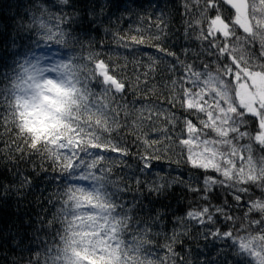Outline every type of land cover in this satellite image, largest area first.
I'll return each mask as SVG.
<instances>
[{
	"label": "trees",
	"instance_id": "trees-1",
	"mask_svg": "<svg viewBox=\"0 0 264 264\" xmlns=\"http://www.w3.org/2000/svg\"><path fill=\"white\" fill-rule=\"evenodd\" d=\"M203 6L204 0H0V264H264V213L249 212L253 201H264V189L217 184L205 191L206 177L224 178L194 168L179 142L188 138L180 131L184 120L198 130L201 125L180 99L173 100L180 93L171 81L182 76L177 59L214 74L218 64L207 42L196 38L197 28L205 27L194 23ZM221 12L233 17L234 10L225 5ZM236 34L235 55L260 70V42L245 43L239 27ZM46 53L74 69L79 103L67 116L48 112L34 127L18 101L19 85L27 67ZM96 60L124 82L123 93L104 94L107 86L93 72ZM146 106L160 111H145L138 121L135 110ZM112 108L119 125L103 134L112 126ZM21 120L41 137L91 125L99 142L109 137L128 154L68 148L57 161L43 144L40 153L29 150L15 127ZM245 120L241 130L254 134L255 119ZM204 132L216 138L210 129ZM245 143L247 138L237 146ZM253 155L264 156V150L253 144ZM201 207H209L212 220H188Z\"/></svg>",
	"mask_w": 264,
	"mask_h": 264
},
{
	"label": "snow or ice",
	"instance_id": "snow-or-ice-1",
	"mask_svg": "<svg viewBox=\"0 0 264 264\" xmlns=\"http://www.w3.org/2000/svg\"><path fill=\"white\" fill-rule=\"evenodd\" d=\"M225 5L234 10V18L225 17L222 14L221 8ZM208 12H214V14L209 17ZM200 13L201 18L194 23L200 25L203 22L205 27L197 28L196 38L207 42L208 54L215 56L218 64L214 74L207 67L201 72L192 64H186L177 59L182 69V76L179 80L171 81L172 87L178 89L180 93L178 97L174 96L173 100L180 99V106L190 111L191 115H195L201 125L198 130L192 120H184L180 131L181 134L186 132L188 138L179 142L187 149L186 158L194 168L212 169L224 178L217 181L212 177H206L205 191H210L211 187L217 184L221 187L227 184L235 188L238 184L250 183L264 189V156L254 158L253 155V144L264 150V65L260 66V70H256L249 65L243 55H235L239 46L238 42L241 41V37L236 34V27H239L246 34L245 43L260 42L261 56H264V0H258V3L257 0H204ZM258 16L260 18H257ZM137 43H143V41H137ZM160 51L163 52L164 49ZM168 55L174 54L169 52ZM169 71L174 72V69L170 67ZM93 72L95 77L98 74L101 78L99 83L107 86L104 88L105 95L111 94L113 88L117 93L124 91V82L109 74L108 65L103 60L95 61ZM228 77H231V80H228ZM185 83L191 86L184 87ZM196 88L198 91L193 90ZM206 96L209 99L206 100ZM111 98L113 99L112 96ZM101 107L104 106L101 105ZM111 111L112 126L106 127L103 134L111 132L119 125L115 108ZM145 111L151 115L152 111L159 113L160 110H153L148 106L135 110L138 121H143ZM25 113H31L35 120L48 115V111L39 106H30ZM200 114H203V118H200ZM246 116H251L256 121L257 131L254 134L241 130L248 123L245 120ZM174 120L175 118L170 119L169 123H174ZM97 123L100 121L98 120ZM15 127L25 138L29 150L40 153L39 149L43 144L57 161L68 148L76 150L83 147L86 150L85 154H91L89 150H94L97 155L115 153L117 156H124L128 154L119 142H114L109 137L104 142H99L100 138L94 135L91 125H88L87 129L72 127L66 136L57 134L42 137L40 133L29 130L31 125L27 121H18ZM205 129H210L216 138H207ZM245 138L249 143L237 146L239 141ZM108 157L116 161V158L109 155ZM141 159L145 166L150 167L149 159L143 156ZM237 161H240L239 167H237ZM160 186L158 184L156 189L159 190ZM192 190L196 189L192 187ZM238 191L243 192L247 189L239 188ZM234 198L239 200L240 196L236 195ZM214 211L220 212L222 209L216 208ZM251 211L264 213V201H253L249 208V212ZM187 215L188 220L196 223H204L205 219L209 222L212 220L209 207H201L190 211ZM253 222L261 223V221ZM178 225H182V220L178 222ZM182 226L187 228L186 223ZM225 235L232 236V233H225ZM244 247L245 245L241 244V248Z\"/></svg>",
	"mask_w": 264,
	"mask_h": 264
},
{
	"label": "clouds",
	"instance_id": "clouds-1",
	"mask_svg": "<svg viewBox=\"0 0 264 264\" xmlns=\"http://www.w3.org/2000/svg\"><path fill=\"white\" fill-rule=\"evenodd\" d=\"M57 71L61 76L60 79L55 77L41 78L35 72L25 71L28 78L19 86L30 89L32 96L30 100L24 98L19 100L24 110L30 106H39L48 112H56L62 116H67L78 106L80 89L73 82L72 72L74 69L70 64H64ZM82 199L93 202L95 197L84 195ZM69 252L75 258L76 252L71 244H69Z\"/></svg>",
	"mask_w": 264,
	"mask_h": 264
},
{
	"label": "rangeland",
	"instance_id": "rangeland-1",
	"mask_svg": "<svg viewBox=\"0 0 264 264\" xmlns=\"http://www.w3.org/2000/svg\"><path fill=\"white\" fill-rule=\"evenodd\" d=\"M59 67V60L53 54L46 53L40 57H36L35 60H33V62L27 67L26 70H30L31 72L39 74L41 78L55 77L59 79L61 77L57 71ZM31 96L32 91L30 89L22 87L20 93L18 94V101L21 98H24L25 100H30ZM25 114L28 117L29 123L34 127L38 126L39 124H42L47 117V115H45L42 119L35 120L32 117L31 113Z\"/></svg>",
	"mask_w": 264,
	"mask_h": 264
},
{
	"label": "water",
	"instance_id": "water-1",
	"mask_svg": "<svg viewBox=\"0 0 264 264\" xmlns=\"http://www.w3.org/2000/svg\"><path fill=\"white\" fill-rule=\"evenodd\" d=\"M109 74H110V73H109ZM97 75H98V74H97ZM110 75H111V74H110ZM115 78H116V77H115ZM116 79H117V78H116ZM113 90L115 91V89H114V88H113ZM124 90H125V88H124ZM123 92H124V91H123ZM123 92H122V93H123Z\"/></svg>",
	"mask_w": 264,
	"mask_h": 264
}]
</instances>
